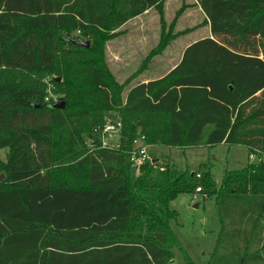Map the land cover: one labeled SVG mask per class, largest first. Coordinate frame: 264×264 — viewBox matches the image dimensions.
Instances as JSON below:
<instances>
[{"label":"trees","instance_id":"16d2710c","mask_svg":"<svg viewBox=\"0 0 264 264\" xmlns=\"http://www.w3.org/2000/svg\"><path fill=\"white\" fill-rule=\"evenodd\" d=\"M164 1L0 0V150L8 149L0 160V264H169L179 244L170 202L198 187L216 197L218 246L227 243L207 264H264V164L217 187L208 173L168 165L161 172L150 163L134 178L130 161L139 135L150 146L205 140L264 157V0H196L212 36L124 98L105 44ZM77 39L90 48L74 47ZM62 53L79 62L57 69ZM53 73L52 82L41 80ZM49 95L62 96L65 109H53ZM113 113L124 125L120 147L90 153L85 138ZM67 175L85 177V185L62 183ZM135 212L153 228L134 232Z\"/></svg>","mask_w":264,"mask_h":264},{"label":"rangeland","instance_id":"374dc122","mask_svg":"<svg viewBox=\"0 0 264 264\" xmlns=\"http://www.w3.org/2000/svg\"><path fill=\"white\" fill-rule=\"evenodd\" d=\"M72 36L82 37L79 33ZM211 36L210 25L196 0H165L160 7L149 10L109 35L104 50L108 71L123 86L125 98L135 84L167 75L180 63L187 46ZM162 40L166 41V45L160 50ZM59 49H63V46H59ZM62 56L63 53L58 55L57 69L62 70L79 62L78 57L63 60ZM40 77L44 83L57 79L55 73ZM57 97L61 102L63 97ZM110 115L113 118L119 116L117 113ZM207 130H211V127ZM87 141L85 138V143ZM250 154L243 146L210 148L205 140L194 146L149 147L150 164L155 166L154 170L165 172L164 166L168 165L178 173L191 171L198 176L208 173L217 187L222 185L226 175L238 174L254 165L255 162L249 159ZM7 156L8 149L0 150V160L6 161ZM132 168L134 178H138L141 169ZM61 182L70 186L85 185V177L67 175L61 178ZM198 189L191 194H180L170 202V209L177 216L170 222V229L177 236L179 244L170 247L169 264H188L189 258L193 264H207L215 251L223 254L226 247L227 243L218 246L223 226L216 197L204 190L198 192ZM246 189L250 191L249 186ZM147 221L149 218L144 214L135 212L132 215V230L144 232L152 229L153 223Z\"/></svg>","mask_w":264,"mask_h":264},{"label":"built area","instance_id":"2783aa9c","mask_svg":"<svg viewBox=\"0 0 264 264\" xmlns=\"http://www.w3.org/2000/svg\"><path fill=\"white\" fill-rule=\"evenodd\" d=\"M48 103H57L58 97L49 95L46 98ZM123 122L121 118L109 115L102 125L96 127L92 135L88 138L87 149L90 153L97 150H116L120 147V139L123 133ZM149 145L144 136H137L132 145L131 158L132 167L141 169L145 164L151 163L149 155ZM249 159L254 165L264 164V157H259L256 153H251ZM201 192V189L197 190Z\"/></svg>","mask_w":264,"mask_h":264},{"label":"water","instance_id":"95a60500","mask_svg":"<svg viewBox=\"0 0 264 264\" xmlns=\"http://www.w3.org/2000/svg\"><path fill=\"white\" fill-rule=\"evenodd\" d=\"M71 43L73 44L74 47L85 48V49H89L91 46L90 41L87 39L86 40L77 39V40L71 41ZM52 108L55 110H64L65 109V102L64 101L58 102V103L54 104L52 106ZM2 179H4V176H2ZM195 208H197V205Z\"/></svg>","mask_w":264,"mask_h":264},{"label":"crops","instance_id":"0c3cea01","mask_svg":"<svg viewBox=\"0 0 264 264\" xmlns=\"http://www.w3.org/2000/svg\"><path fill=\"white\" fill-rule=\"evenodd\" d=\"M147 12H148V11H147ZM144 14H145V13H144ZM144 14H143V15H144ZM143 15H142V16H143ZM140 17H141V16H140ZM135 19H136V18H135ZM126 25H127V24H126ZM193 43H194V42H193ZM183 53H184V52H183ZM182 56H183V55H182ZM175 67H176V66H175ZM175 67H174V68H175ZM174 68H173V69H174ZM160 78H162V77H160ZM160 78H157V79H160ZM157 79L145 80V81H142V82H140V83H147V82H149V81H153V80H157ZM195 207H196V205H194V208H195Z\"/></svg>","mask_w":264,"mask_h":264}]
</instances>
